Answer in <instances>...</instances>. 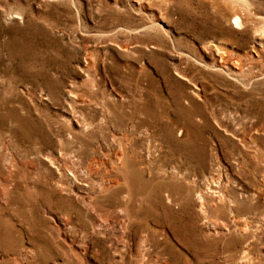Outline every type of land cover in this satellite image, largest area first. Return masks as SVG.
<instances>
[{"label":"rangeland","instance_id":"rangeland-1","mask_svg":"<svg viewBox=\"0 0 264 264\" xmlns=\"http://www.w3.org/2000/svg\"><path fill=\"white\" fill-rule=\"evenodd\" d=\"M112 107L126 126L158 113L137 152L161 142L156 125L196 149L154 152L159 177L132 190L147 179L150 195L100 223L62 150L107 160L108 135L128 132ZM217 168L264 212V0H0V264H264V217L237 231L249 214L205 194Z\"/></svg>","mask_w":264,"mask_h":264},{"label":"bare ground","instance_id":"bare-ground-1","mask_svg":"<svg viewBox=\"0 0 264 264\" xmlns=\"http://www.w3.org/2000/svg\"><path fill=\"white\" fill-rule=\"evenodd\" d=\"M233 22L235 24H240L237 17L233 18ZM107 113L109 115V118H106L107 121L116 124L117 126H119V128L121 126L128 129V132L125 131L122 136H118L119 132L111 133L110 135H108L111 141L114 140V142L117 143V147L115 148V150H111L107 154H105V158L107 160H100V158L92 159L94 157L91 158L88 154H83L72 147L62 150L63 154H73V156L76 158L75 163L81 168L83 166V176L85 178L88 177V180L85 179V181L87 182L86 185L88 186L90 193V195L87 197L88 199H86L91 202L92 206L98 212V222L100 223L106 222L107 206L111 208L118 207L119 210L123 212L125 217L129 216L128 214H130V216L132 217L133 214L131 213L135 212L132 211L134 202H136V200L138 199H143L144 197L150 195L151 190L149 184H146L148 183L147 179L143 180V186L148 192H144L142 187H139L143 193L139 198H136L132 190L135 187V182L133 181L135 177L144 178V176H147V174L150 176L153 175L154 178L159 177L158 173L152 167V156L154 152L156 154V157L161 156L163 150L165 149L170 151L171 153L176 152L180 154V152H182L186 156V159L191 161L190 159L194 157L196 149L194 138H192L185 144L176 142L170 132H168L167 130H163L162 126L156 125L158 131H162L159 132L161 142L155 141L157 143L147 146L146 153L145 155H143L141 152H137L138 146H141V144H139V142L137 141L135 134L141 124L139 120L143 119V121H149L150 119H152L155 120L154 122H159L157 117L158 113L154 110H149V112L147 113L146 109H144L142 110V119L136 118V115L134 113H131L127 118L128 126H126L117 117L113 107L112 111ZM95 120V118L89 120L90 124L94 125ZM104 139L106 140L105 137ZM170 149H174L175 151H171ZM177 150L179 152H177ZM94 153L95 152H93L92 154L93 156H95ZM145 156L148 160L145 159ZM111 161L114 162L113 165L111 164ZM177 169L178 172H182L180 166ZM68 172L72 174V176L80 179L75 166L68 167ZM221 172V169L217 168L216 170L209 173L208 177L210 183L206 188L205 194L209 198H211V196H214L211 199L219 203L220 206L226 205L229 206L228 209H238L239 213L246 212L249 215L252 214L250 216H243L241 221L236 222L237 226H235V229L240 232L250 231L254 233L260 227V225L257 223L259 221L257 220L264 217L263 209L257 201H248L247 203H245L246 201L241 198V194L228 193L226 191L225 184L222 181ZM91 176L98 178L100 181L98 183H94L92 180H90ZM211 183L214 186H210ZM171 188L176 192L183 191V186L181 184H179L175 189V187L171 183H167L166 181L163 190L165 192H170ZM252 195H255V193L253 192ZM171 200L174 201L173 198H171ZM223 202H226L227 204H224ZM234 210H231L230 213L232 214ZM66 221H68V218H66ZM253 233H251V239L248 240L249 242L255 237ZM245 245L248 248L250 247V244H248V242H245ZM95 254L99 255L102 254V252H95Z\"/></svg>","mask_w":264,"mask_h":264}]
</instances>
